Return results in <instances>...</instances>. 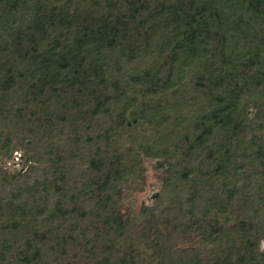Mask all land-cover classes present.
I'll return each mask as SVG.
<instances>
[{"label": "trees", "instance_id": "1", "mask_svg": "<svg viewBox=\"0 0 264 264\" xmlns=\"http://www.w3.org/2000/svg\"><path fill=\"white\" fill-rule=\"evenodd\" d=\"M10 1H13L10 7L12 8L10 24L5 29L6 33L0 34V116H5L9 121L15 119V126L19 124V127H28L34 125L32 122L33 119L36 120L35 116L42 115L40 121L34 125L37 128L38 138L29 142L31 151L36 153L42 152L41 146L47 142L45 140L53 139L57 134H66L67 128L71 130L72 133L68 131L71 136L73 134L77 136L76 142L85 139L84 142L91 144L92 139L82 135L84 128L82 125L90 119L91 126L92 119L99 111H103L102 113L108 120L110 118L112 123L115 120L119 121V117L124 118L131 101L127 103L126 100V103L122 104V113H111L116 112L118 104H121L118 102L120 94L117 81V75L119 77L121 75V66H116L119 61L114 59L112 64L111 57H114L113 50L121 48L119 44L123 40L129 42L128 49L134 53L142 49L143 54H154L157 60L162 59L163 69L154 72L152 77L148 75L146 82L148 85L153 84L156 79L159 85L165 83L172 86L174 78L180 74L185 65L187 66L192 60L193 63L197 58H202L206 70L199 71L202 74H199L200 77L195 84L197 85L198 82L202 93L206 91V97L212 100L214 107L207 112L202 109L194 124L192 123L191 144L192 148L208 145L206 148L209 151L208 158L211 161L220 160L214 162L211 169L200 174L199 179H195V183L198 181L199 184L211 183L208 207L218 211L226 225L231 220L233 222L229 227L230 230H225L223 240L225 238L228 240L220 249L219 264H264V254L256 249V242L261 237L263 226L255 224L250 218L242 217L240 213H234L236 214L234 219L226 217L227 210L219 197L223 193L226 202L234 199L236 189L232 185L229 186L228 180L234 177L239 167L233 161L236 153L250 164L258 165L260 172L257 174L261 178L264 177V148L259 146L255 153L248 152V148L242 147L244 142L236 136L238 126H242L245 122L239 113L241 97L243 92L252 86V84L243 85V82H256L253 86L257 88L258 82L264 81V76H251L247 79L250 82L244 77L237 81L236 74L228 71L227 74H223L222 71L210 72L212 67H206L205 63L210 59L206 56L208 53H212L215 57V53L225 50L227 45L230 47L228 50L234 49L238 52V57L241 53L247 55L255 48L264 49V0H125L128 12L112 8L110 4L106 10L107 14L80 25L58 4L52 5L51 1ZM245 8L254 21H259L258 28H251L243 23L241 16L245 14ZM239 24L245 25L239 27L240 31L237 28ZM224 30L228 32L227 37ZM219 33L220 35L217 36ZM75 36L77 39H74ZM165 52H168L166 56ZM259 52L255 58H261ZM166 65L170 71L168 74H165ZM105 74L109 77L111 85L107 96L104 95L107 88L101 87ZM241 80H243L242 86ZM46 93L50 97H46ZM177 95L179 96L178 93ZM147 105L144 102L142 110L143 120L146 122L153 112L146 109ZM190 105L186 106L190 109ZM173 107L177 108V106ZM195 109L196 107L193 106L190 111ZM138 113L136 109L129 111L130 124H136ZM237 117L240 119L234 122ZM24 119L27 121L26 124ZM163 122L160 120L157 126L161 127ZM117 127L115 125V128ZM176 128L178 133L182 132V127L176 126ZM165 130L167 134L174 132L172 126H167ZM223 131H226L224 141L220 144L216 141L212 143L213 139ZM79 133L82 138L79 137ZM7 138L0 143L2 155H8L11 149L12 141ZM58 142L68 147V151L63 150V153H69L70 157L58 155L54 162L51 159L54 171L59 174L55 180L57 183L53 186L47 181L43 184L35 181L21 194L14 191L8 195L9 197L0 194V222L7 223L14 235L17 234L16 242L23 237L26 239L25 236L27 239L38 240L53 238L58 242L59 229L63 230L62 227L68 225L77 227V222L91 223L90 230L82 231L84 238L88 236L89 231L97 237L99 224L103 225L108 233L112 225L115 226L116 236H120L125 222L118 216L115 218L106 213L107 202H111L113 184L120 171L119 155L113 154L107 146L97 148V152L92 155L82 150L81 146L74 144L73 139L69 137L65 139L59 137ZM96 143L98 144V140H95L94 145ZM222 145L225 150L219 148ZM101 151L110 152L115 156L112 155L105 160L99 159L97 157ZM221 156L222 158L218 159ZM80 160L85 163L81 162L84 166L80 171L81 176L87 177L88 181L80 184L76 195H69L68 189L59 187L58 181L61 183L66 181L68 173L74 170V163ZM228 167L233 171H227ZM15 168L19 169L20 164ZM87 171L89 175H86ZM0 175L3 176V181L8 178L15 179L14 176H9L1 170ZM250 175H253V172ZM181 177L187 175L183 174ZM186 181V178L181 180L182 184ZM185 185L183 191L181 190L182 198L191 192L188 181ZM53 187L62 199H56L48 208L49 191ZM42 194L47 196L46 200H41ZM90 198L96 201L97 210H95L98 211L92 216L94 218L92 222L90 215L81 214L83 210L81 205L91 201ZM186 200L193 202V197L191 196V200L189 198ZM175 206L176 204L172 202L170 209L174 210ZM181 207L180 204L179 208ZM184 208L189 210L188 206ZM205 213L196 212L194 213L196 217L192 213L190 223L187 224L188 228L193 229L197 225L196 228L207 231L208 236L216 238L215 236L218 235L220 238L223 233L218 227L220 222L210 220L209 225L205 226L202 223ZM232 231L246 233L249 237L247 241L243 240L241 248H235L233 242L229 243ZM30 245L28 242L23 244L29 255L30 248H33ZM39 252L40 250L37 249L36 253ZM169 256L173 259L172 255ZM3 258H5L4 254L1 253L0 262ZM126 260L129 261V258L123 259V263ZM192 260L195 259L193 257L182 259L178 264H202L198 260Z\"/></svg>", "mask_w": 264, "mask_h": 264}, {"label": "rangeland", "instance_id": "2", "mask_svg": "<svg viewBox=\"0 0 264 264\" xmlns=\"http://www.w3.org/2000/svg\"><path fill=\"white\" fill-rule=\"evenodd\" d=\"M48 1H51L52 5L58 4L59 7H62V10H65L68 16L74 18L79 25L86 21L89 22L90 19L97 20L100 16L107 14L108 11L106 12V10L110 4L112 8L129 11L125 0ZM12 2L0 0V34L6 33L5 29L10 24ZM244 12L245 14L241 16L243 23L248 24L251 28H258L259 21H254L246 8ZM245 25L239 24L237 28L245 27ZM227 30L223 31L226 32V37L228 35ZM74 39H77V36ZM123 42L119 44L120 49L113 50L116 55L114 53V57H111L112 64L114 59L119 61L116 66H121V75L120 77L117 75L120 94L118 102L121 104H118L116 112L111 113H122V104L126 103V100L127 103L131 101V104L124 114V118L119 117V121L112 119L114 121L112 123L110 118L108 120L105 117L103 111H99L92 119L91 126L89 125L90 119L86 124H83L82 135L92 139L91 144L84 142L85 139L76 142L77 136L74 134L71 136L68 133L71 130L67 128L65 129L66 134H57V136H53V139L45 140L47 142L41 146L42 152L37 151L36 153V151H31L29 142L31 139L36 141L38 138L36 135L37 128L34 125L40 121L42 115L35 116L36 120L33 119L32 122L34 125L28 127L21 125L19 127V124L15 126V119L9 121L5 116H0V143L7 137L9 141H12L9 154H0V170L15 178L14 180L8 178V180L3 181V176L0 175V194L8 196L12 191L21 194L35 181L42 184L47 181L54 186L59 174L54 171L51 159L54 162L58 155L70 157L69 153H63V150L68 151V147L58 142L59 137L73 139L74 144L81 146L82 150L92 155L97 152V148L107 146L113 154L119 155L120 171L113 184V196L111 202H107L106 213L115 216V218L118 216L125 222L122 234L116 236L115 232L117 231L113 225L108 233L107 229L99 224L97 237L89 231L88 236L84 238L82 231L84 229L90 230L91 223L84 222L81 224L77 222V227L68 225L62 227L63 230L59 229L57 232L59 233L58 242H55L53 238L38 240L27 239V236H25L26 239L23 237L16 242L15 235L17 234L14 235L7 223L0 222V254L3 253L5 257L0 264H128V262L129 264H178L182 259L191 257L202 262V264L220 263V249L228 240V238L223 240L225 230H230L229 227L232 226L233 222L231 220L226 225L223 223L220 213L208 207L207 201L208 195H210V187L212 188L211 183L201 182L199 184V181L195 183V179H199L200 174L211 169L214 162L220 160L211 161L208 158L209 151L206 149L208 145L207 147L192 148L191 144L193 138L192 123L194 124L202 109L207 112L214 107L212 100L206 97V91L202 93L198 82L197 85L195 84V81L200 77L199 74H202L199 71L206 70L205 64L202 62V58H197V61L193 63L192 60L183 67L180 74L176 75L173 83H171L172 86L165 83L159 85L156 79L153 84L148 85L146 84L148 75L152 77L154 72L163 69L162 59L157 60L154 54H143L142 49L140 52L134 53L128 49L129 42L124 40ZM228 46L225 50L215 53V57L212 56V53L206 55L210 57L205 62L206 67H212L210 72L222 71L223 74H227V71L232 72L236 74L237 81L243 77L247 80L251 76H264V49L255 48L247 55L241 53L238 57V52L234 49L228 50L230 48ZM258 52L261 55L259 59L255 58ZM167 54L168 52L164 53L165 56ZM116 56H118L117 59ZM165 68L168 69V65ZM166 69L165 74H168L170 71ZM171 73L174 75V72L171 71ZM203 74L207 73L203 72ZM103 79L101 87L107 88L104 94L107 96L111 85L107 74L104 75ZM242 82L243 80L240 84ZM258 83V87L255 88L253 84L256 82H243V85L252 84V86L249 89L243 87L246 90L241 97L239 113L245 122L236 130L237 138L244 142L242 144L243 149L248 148V152L254 151V153L259 146L264 148V81ZM45 96L50 97L47 93ZM144 102L148 104L146 109L153 110L149 115L148 122L143 120L142 116ZM187 104H191L190 109L193 106L196 109L190 111L189 107L186 106ZM173 106H177V108ZM131 109H136L139 112L137 122L134 125L129 123V111ZM239 119L237 117L234 122ZM24 120L26 124L27 121ZM160 120L164 121L161 127L157 126ZM115 125L118 127L115 128ZM167 126H172L174 132L165 133ZM176 126L182 127V132L178 133ZM36 127L38 126L36 125ZM225 132H220L212 143L216 141L217 144H220L224 141ZM95 140H98L96 145H94ZM219 148L226 149L223 145ZM57 150L58 152H56ZM113 154L101 151L97 158L105 160ZM242 155H244L243 152ZM221 158L222 156L218 159ZM243 158L238 153L233 157L234 164L239 165L234 177L228 180L229 186L232 185L236 189L233 201L226 202L223 193L219 197L227 210L226 217L234 219L236 217L234 213H240L242 217L250 218L255 224L263 226L262 234L260 233L261 237L256 242V249L264 254V177L262 179L257 174L260 172L258 165L250 164ZM255 161L257 162V160ZM81 162L80 160V162L74 163V170L68 173L66 181L62 183L58 181L59 187L68 189L69 195H76L80 184L88 181L87 177L81 176L80 171L84 169L82 164L84 162ZM18 163L21 171L15 168L18 167ZM57 165L59 166V163ZM88 171L86 175H89ZM227 171L232 172L233 170L228 167ZM252 172L253 175H250ZM183 174L187 177H181ZM183 178H186L191 189L188 196L184 198L181 196L187 181L182 184ZM49 192L48 208L54 204L56 199H62L61 195H57L59 193L54 190V187ZM191 196L193 202L187 201L188 198L191 200ZM46 198L47 196L42 194L41 200H46ZM90 199L91 201L81 205V209H83L81 214L90 215L92 222L94 220L92 216L98 211L96 212V201ZM172 202L176 204L174 210L170 209ZM180 204L182 205L181 208H179ZM185 206H188L189 210H186ZM149 209L152 210L149 211ZM200 211L206 212L202 218V223L205 226L209 225L210 220L220 222L218 227L223 231L220 235L222 238H218V235L215 236L216 238L208 236L207 231L199 230L196 228L197 225L193 229L188 228L189 225L187 224L190 223L192 213L195 216L194 213ZM77 221L79 220L77 219ZM58 227L60 228V226ZM247 238L249 237L246 233L232 231L229 243L233 242L235 248H241L243 240L247 241ZM25 242L30 243V246L33 247L30 248V255L29 251L24 249L26 248L23 246ZM37 249L40 250L39 253H36ZM169 255H172L174 260ZM125 258H129V261L126 260L123 263L122 260Z\"/></svg>", "mask_w": 264, "mask_h": 264}]
</instances>
